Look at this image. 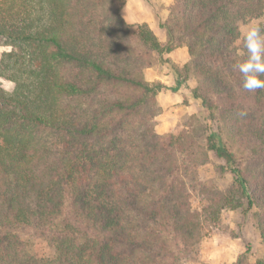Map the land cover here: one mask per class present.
<instances>
[{
	"label": "trees",
	"instance_id": "1",
	"mask_svg": "<svg viewBox=\"0 0 264 264\" xmlns=\"http://www.w3.org/2000/svg\"><path fill=\"white\" fill-rule=\"evenodd\" d=\"M127 1L0 0V264H181L225 209L264 243V90L243 89L230 50L264 0H172L166 42L124 21ZM183 47L179 67L166 56ZM157 64L197 80L183 105L201 124L178 136L156 132ZM27 231L53 257L27 254ZM248 253L235 264H264Z\"/></svg>",
	"mask_w": 264,
	"mask_h": 264
},
{
	"label": "rangeland",
	"instance_id": "2",
	"mask_svg": "<svg viewBox=\"0 0 264 264\" xmlns=\"http://www.w3.org/2000/svg\"><path fill=\"white\" fill-rule=\"evenodd\" d=\"M140 1L144 2L146 7L152 9L153 12L156 13L157 21H155L153 26L156 27V29L157 25L163 28L162 22L165 23L169 17V7L172 5V0ZM137 3L138 0H135L129 5V14L133 13L134 9L137 7ZM120 13L122 15V10ZM122 17L126 23L130 24L123 15ZM256 19L264 23V16ZM7 51H10L9 47L0 46V56ZM187 56L189 60V54ZM171 62L177 66L172 60ZM157 75L171 84L169 88H172L173 93H177V95L169 98V101H166V98H162V104L160 103L161 99L159 101L158 95L160 115L156 119V132L163 136L170 134L178 136L188 126L200 125L201 119L199 118L196 107L184 106L182 99V96H186L185 91L188 92L189 89L196 87L197 80L191 76L186 82H181L182 84L177 87L175 85L172 86L173 74L167 66L157 64L145 71V77L150 82H154L156 80L155 76ZM2 84L8 91H12L13 85L4 81H2ZM163 91H165V89ZM202 175L206 184L217 189H226L232 182L230 176L220 177L219 175L210 172L207 173L206 171L202 172ZM201 228L191 251L188 253H180L179 259L181 264H235L240 255L245 254L247 249L249 251L248 257L250 263L264 258V243L254 225L252 215L245 218L239 213H234L230 209H225L222 211L221 223L219 226L204 225ZM21 239L24 242V249L27 254L39 258L53 257L54 247L47 239L38 237L33 232L28 231L21 234Z\"/></svg>",
	"mask_w": 264,
	"mask_h": 264
},
{
	"label": "clouds",
	"instance_id": "3",
	"mask_svg": "<svg viewBox=\"0 0 264 264\" xmlns=\"http://www.w3.org/2000/svg\"><path fill=\"white\" fill-rule=\"evenodd\" d=\"M233 47L238 58L232 70L239 73L243 89L264 90V23L255 18H245L243 23H238L237 38L230 50Z\"/></svg>",
	"mask_w": 264,
	"mask_h": 264
},
{
	"label": "crops",
	"instance_id": "4",
	"mask_svg": "<svg viewBox=\"0 0 264 264\" xmlns=\"http://www.w3.org/2000/svg\"><path fill=\"white\" fill-rule=\"evenodd\" d=\"M132 1H135V0H129L122 9V15L124 16L126 21H128L130 24L146 23L153 30V32L156 34V36L159 38L161 42H166L168 39L166 30L164 28L159 27V25H157V29L156 27L153 26L155 21H157L156 13L153 12L152 9H149L148 7H146L144 2L138 0V3L136 4L137 7L134 9L132 14L131 13L129 14L128 7L129 5L132 4ZM163 23L164 22H162V24ZM187 55L188 53H187L186 48H179L175 50L174 52H172L171 54L167 55L166 58L172 60L175 64H177V66L178 64L179 66H182V65L184 66L189 61ZM155 79H156L155 81L162 82L166 87L165 91H162L159 94V101L161 99L160 101L161 104L163 103L162 98H166V101H169L170 100L169 98L177 95V93H173L172 88H169L171 87V84L166 82L164 79L160 78V76L158 75L155 76ZM180 84L182 83L178 82L173 76L172 86L175 85L178 87ZM174 89H177V88H174ZM185 93L186 95L188 94L187 91H185ZM184 97L182 96L183 100H184Z\"/></svg>",
	"mask_w": 264,
	"mask_h": 264
}]
</instances>
